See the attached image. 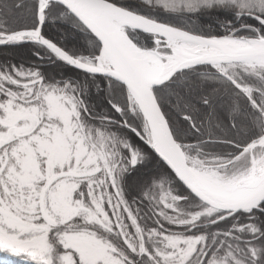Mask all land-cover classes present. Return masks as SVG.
Wrapping results in <instances>:
<instances>
[{"label":"snow or ice","instance_id":"obj_1","mask_svg":"<svg viewBox=\"0 0 264 264\" xmlns=\"http://www.w3.org/2000/svg\"><path fill=\"white\" fill-rule=\"evenodd\" d=\"M0 264H264V0H0Z\"/></svg>","mask_w":264,"mask_h":264}]
</instances>
